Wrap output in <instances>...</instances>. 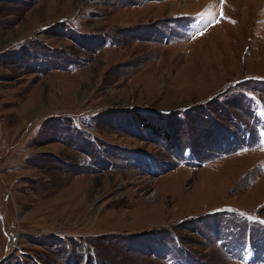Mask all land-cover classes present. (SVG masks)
Instances as JSON below:
<instances>
[{
	"label": "rangeland",
	"instance_id": "374dc122",
	"mask_svg": "<svg viewBox=\"0 0 264 264\" xmlns=\"http://www.w3.org/2000/svg\"><path fill=\"white\" fill-rule=\"evenodd\" d=\"M262 221L264 0H0V264H264Z\"/></svg>",
	"mask_w": 264,
	"mask_h": 264
},
{
	"label": "snow or ice",
	"instance_id": "6c2138e0",
	"mask_svg": "<svg viewBox=\"0 0 264 264\" xmlns=\"http://www.w3.org/2000/svg\"><path fill=\"white\" fill-rule=\"evenodd\" d=\"M221 3L223 4V0H221ZM201 15H207V13L201 14ZM221 15H223V13L221 12ZM218 22V21H217ZM262 223H264V221H262Z\"/></svg>",
	"mask_w": 264,
	"mask_h": 264
}]
</instances>
